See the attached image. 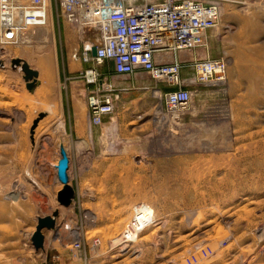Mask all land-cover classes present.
<instances>
[{
    "label": "rangeland",
    "instance_id": "374dc122",
    "mask_svg": "<svg viewBox=\"0 0 264 264\" xmlns=\"http://www.w3.org/2000/svg\"><path fill=\"white\" fill-rule=\"evenodd\" d=\"M207 1L220 7L209 55L228 72L198 83L182 69L193 91L185 111L167 108L173 87L148 73L117 75L109 61L100 71L115 108L92 125L88 90L71 74L89 67L75 69L72 53L95 35L57 16L56 0H47L44 24L21 25L17 44L0 42V264L32 261L31 233L55 207L38 204L34 187L54 196L63 186L61 145L75 198L57 205L99 244V264H264V0ZM14 58L39 72L33 92Z\"/></svg>",
    "mask_w": 264,
    "mask_h": 264
},
{
    "label": "built area",
    "instance_id": "2783aa9c",
    "mask_svg": "<svg viewBox=\"0 0 264 264\" xmlns=\"http://www.w3.org/2000/svg\"><path fill=\"white\" fill-rule=\"evenodd\" d=\"M46 7L47 0H0V42L17 44L21 25L44 24ZM55 10L72 24L91 25L95 35L91 48L85 46L78 56L89 67L77 76L88 90L86 105L92 125H100L115 108V98L100 71L106 62H111L117 75L148 73L173 87L165 94L166 106L172 111H185L192 102L193 91L186 86L182 69L190 67L198 83H221L227 77L224 58L197 55L198 50H209V32L219 22L220 7L215 1L56 0ZM93 46L95 56L91 55ZM183 52L193 55L182 58ZM75 246L80 248V243Z\"/></svg>",
    "mask_w": 264,
    "mask_h": 264
},
{
    "label": "crops",
    "instance_id": "0c3cea01",
    "mask_svg": "<svg viewBox=\"0 0 264 264\" xmlns=\"http://www.w3.org/2000/svg\"><path fill=\"white\" fill-rule=\"evenodd\" d=\"M47 25L52 31L53 22L50 14ZM90 44L91 42L88 41L85 43V46H91ZM185 54V52L181 53L182 58L186 57ZM187 55L189 56L188 53ZM72 58L75 61V69H80L82 65H84L82 60L78 58L77 49H73ZM69 73L71 74L72 72L69 71ZM71 76L72 79H77V76L72 74ZM62 188L63 186L59 187L55 191L54 196H46L48 188L45 189V187H41L39 183L34 187V191H36L37 194L40 195L39 197H41L38 198V204L55 206L53 212L58 211V216L56 217V228L54 230H45L43 232L45 235L44 250H35V253H33L32 256V261L28 262V260H25L23 264H99V244H94L93 241H87L83 238L81 232L79 233L76 231L77 228H72L70 224H67L65 210L61 211L57 205V194ZM34 232L35 231H33L31 235ZM72 233H74V239L72 238ZM75 242L80 243V248L75 246ZM28 250H30V248Z\"/></svg>",
    "mask_w": 264,
    "mask_h": 264
},
{
    "label": "water",
    "instance_id": "95a60500",
    "mask_svg": "<svg viewBox=\"0 0 264 264\" xmlns=\"http://www.w3.org/2000/svg\"><path fill=\"white\" fill-rule=\"evenodd\" d=\"M91 55H96V46L91 49ZM12 67L21 66V70L24 73V80L26 81V88L33 92L38 85L39 72L32 68L29 63L21 58H14L11 61ZM2 62H0V65ZM45 113H40L39 118L33 123L31 132L34 131L37 126L39 119L43 118ZM61 159L57 165V175L59 181L63 184V188L58 192L57 201L63 206H70L75 198V189L69 184V158L67 156L66 150L63 145L60 146ZM58 216V211H54L51 215L40 216L37 219V226L35 232L31 236L32 245L35 250H44L45 246V230H54L56 228V217Z\"/></svg>",
    "mask_w": 264,
    "mask_h": 264
},
{
    "label": "bare ground",
    "instance_id": "6f19581e",
    "mask_svg": "<svg viewBox=\"0 0 264 264\" xmlns=\"http://www.w3.org/2000/svg\"><path fill=\"white\" fill-rule=\"evenodd\" d=\"M117 2L120 3L119 0H117ZM13 11H14V10H13ZM15 14H16V12H15ZM3 15H4V13L2 12V13H1V16H3ZM21 23H22V22H21ZM90 45L92 46V44H90ZM91 46H87V47H88V48H91ZM40 47H41V46H40ZM199 51H200V50H198V52H199ZM208 54H209V50H207V51L204 50L203 53H202V56L205 57V56H207ZM196 56H197V55H196ZM137 76H138V75H137ZM157 80L160 81V79H157ZM222 82H223V81H222ZM38 83H39V79H38ZM154 95H155V96H159V95H160V91H159V89L156 88V91L154 92ZM78 103H79V102H78ZM176 116H177V115H176ZM88 118H89V117H88ZM89 121H90V118H89ZM90 123H91V122H90ZM114 126H115V122H112V124H110V127L107 128V130H108V129H110V130L113 129ZM113 130H114V129H113ZM102 131H103V130H102ZM182 198H183V196H182ZM145 199H146V198H145ZM200 199H201V198H200ZM147 202H148V201H147ZM155 203H156V202H155Z\"/></svg>",
    "mask_w": 264,
    "mask_h": 264
}]
</instances>
